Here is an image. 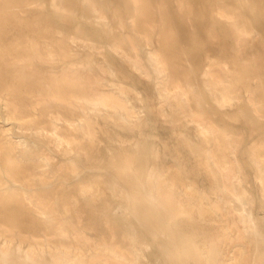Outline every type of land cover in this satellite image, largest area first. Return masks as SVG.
I'll list each match as a JSON object with an SVG mask.
<instances>
[{
	"label": "bare ground",
	"instance_id": "bare-ground-1",
	"mask_svg": "<svg viewBox=\"0 0 264 264\" xmlns=\"http://www.w3.org/2000/svg\"><path fill=\"white\" fill-rule=\"evenodd\" d=\"M159 1L160 5L150 0H121L130 19L120 20L123 30L114 49L140 73L153 76L159 84L162 101L170 105L174 117L188 112L197 122L200 140L185 141L196 154V164L206 170L212 186L219 190L220 202L211 203L207 193L198 190L194 179L181 176L183 171L178 166L151 170L123 164L119 178L141 199L137 205L141 206L138 217L143 225L154 234L165 235L171 243L168 244L170 250L182 251L181 255L175 253L170 258L172 264H187L189 260L198 264H264V257L248 253V243L241 238L256 224L248 212H238L228 203L231 197L239 199L241 196L235 185L238 174L234 171L232 156L240 145L239 138L227 137L212 119L203 116L201 102L194 96L190 79L184 70L179 71L174 58L167 55L172 51L173 42L185 41L186 36L182 32L176 36L170 34V25H178V22L165 6L166 0ZM181 1L189 4V11L196 17H204L213 30L219 31L226 26L236 51L233 63L250 69L251 61H246L240 51L241 40L250 32L241 10L226 13L216 9L240 0ZM12 8L13 4L0 6V11L3 10L0 12V101L5 105L7 116L17 123L15 125L45 133L56 144H63L65 152L77 150L65 156L68 162H53L50 154L22 149L20 140H14L0 129V263L18 259L31 264H140L133 232L129 229L118 231L107 218H102L96 209L95 197L89 194L92 185L112 187L116 180L109 181L105 169L100 168L99 175L86 181L77 178L80 171L78 150L84 149L89 158L91 155L90 149L84 148V135L88 134L90 147L94 143V124L89 109L106 108L115 116L129 115L133 109L126 95L128 87L116 79L107 61L88 66L67 62L72 59L67 49L68 35L54 39L55 44L47 47L44 55L34 40H25L20 34L8 40L2 26L13 22L39 36H53L48 19L31 20L23 16L27 9L23 5L9 12ZM61 9L66 18L62 25H69L74 15L67 0H61ZM94 10L101 23L100 11ZM214 11L227 14L229 20L222 22ZM155 13L160 15L159 28L150 27ZM13 43L18 46L14 48ZM56 50L67 60L60 65L59 71L40 72L34 63L54 60ZM261 52L253 60L264 65V46ZM217 66L206 70L205 82L219 94L217 100L224 103L238 96L237 84L224 72L228 65ZM257 102L254 100L255 109L262 111L256 106ZM261 104L264 105V99ZM249 155L259 168L264 193V138ZM45 164L49 167H40ZM120 208L125 210V203H120ZM212 216H223V221L213 224V232L200 239L196 226L189 225L186 230L178 224L172 225L185 217L210 219ZM85 227L92 228L96 236L89 237Z\"/></svg>",
	"mask_w": 264,
	"mask_h": 264
},
{
	"label": "rangeland",
	"instance_id": "rangeland-1",
	"mask_svg": "<svg viewBox=\"0 0 264 264\" xmlns=\"http://www.w3.org/2000/svg\"><path fill=\"white\" fill-rule=\"evenodd\" d=\"M211 1L214 2V0ZM67 2L72 8L74 16L70 20V24L68 23L69 25H62L66 18L62 14L61 0H30V2L28 0H0V6L13 4L14 8L9 12L17 11V5H23L27 7L23 11V16L31 20L48 19L50 28L53 29V36H39L36 32L20 27L14 22L2 26L3 32L8 40H13L19 34L25 40H34L42 55L47 47H52L55 44L54 39L68 35L70 38L67 49L71 53L72 59L67 62L88 66L107 61L110 63L112 74L116 79L128 87L126 95L128 103L130 102L133 109L129 115L115 116L106 108L102 110L89 109V116L94 124V143L90 147L89 136L88 134L84 135V148H89L91 155L89 158L85 155L84 149L78 150L80 155L77 158V164L80 171L77 178L79 181H86L91 176L99 175L98 170L105 169L106 178L112 182L116 180V183L112 187L92 185L89 190V194L95 197L96 209L100 216L107 218L117 227L118 231L129 229L130 232H133L137 241L140 264H172L170 258L175 253L181 255L182 251L170 250L171 243L165 235L154 234L143 225L138 217L141 206L137 205L141 203V199L123 179L119 178L120 166L132 164L133 168L135 165H139L149 167L151 170L178 166L183 171L181 176L194 179L198 190L206 192L211 203L220 202L219 190L212 186L206 170L196 164V154L189 149L185 141L187 139L193 142L200 140L198 124H195L197 122L188 112L174 117L170 105L162 101L158 90L159 84L155 82L153 76L140 73L134 66L128 64L126 57L121 52L114 49L123 30L120 20L130 19L129 16H126L127 12L121 4V0H67ZM150 2L161 4L159 0H150ZM188 5L181 0H166L165 6L171 12L176 23L178 22V25L174 23L170 25V34L176 36L182 32L186 36L185 41L173 42L170 46L172 51H168L167 55L174 58V63L179 66V71L184 70L190 79L194 96L201 102L203 116L206 119H212L218 129L227 137L239 138L240 145L232 156L234 157V171L238 174L235 185L241 196L239 199L231 197L228 203L233 205L238 212H248L256 224L254 228H248L241 238L248 243V253L261 258L264 257L263 181L259 168L251 160L249 154L264 138V105L261 104L264 99V65L260 61L253 60L262 53L261 50L264 46V0H240L229 6L216 7L226 13L241 10L250 35L248 34L246 39L241 40L240 51L247 59L246 61H251L250 69L244 68L240 63L239 65L233 63L236 51L233 40L230 39L231 36L226 32L227 27L221 28L220 32L213 30L210 23H205L204 17H196L190 12ZM94 8L98 9L102 15L101 23L97 21ZM215 11L214 15L222 22L229 20L227 14H219ZM159 18L158 13L152 15L151 28H159L157 21ZM155 44L157 45L156 41ZM17 46L13 43L14 48ZM152 48L154 49V47ZM53 56L54 60H40L34 65L45 74L59 71L60 65L67 58L57 50L54 51ZM218 64L229 66L224 69L225 71L221 69V72H226L227 77L237 84L236 93L238 96L224 103L217 100V98L220 99L219 94L215 93L205 82L206 70L212 66L217 68ZM169 91L172 92L173 88H170ZM253 99L258 101L256 106L262 111L255 109ZM0 108V129H3L14 140H20L22 149L50 154L53 162H68L69 160L65 156L71 155L77 150L71 149L65 152L63 144H56V141L45 133H37L31 128L15 125L17 123L7 116L5 105L1 101ZM40 167L47 168L49 164ZM52 178H56V175ZM120 203H125V210L120 208ZM222 217L212 216L210 219L185 217L178 219L176 224H173L172 221L171 223L173 227L178 224L185 229L189 225L196 226L197 237L200 239L212 233L213 224L222 222ZM85 229L89 237L96 236L92 228L85 227ZM7 264L31 263L15 259ZM96 264L109 263L99 262ZM187 264L198 263L189 260Z\"/></svg>",
	"mask_w": 264,
	"mask_h": 264
}]
</instances>
